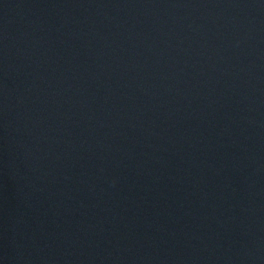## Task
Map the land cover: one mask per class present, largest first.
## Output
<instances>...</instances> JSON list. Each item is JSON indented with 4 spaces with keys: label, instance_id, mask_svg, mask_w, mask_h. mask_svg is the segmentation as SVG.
Instances as JSON below:
<instances>
[{
    "label": "water",
    "instance_id": "1",
    "mask_svg": "<svg viewBox=\"0 0 264 264\" xmlns=\"http://www.w3.org/2000/svg\"><path fill=\"white\" fill-rule=\"evenodd\" d=\"M0 264H264V0H0Z\"/></svg>",
    "mask_w": 264,
    "mask_h": 264
}]
</instances>
